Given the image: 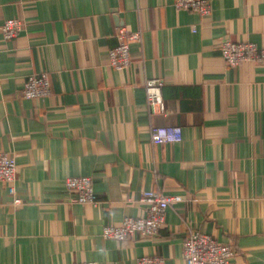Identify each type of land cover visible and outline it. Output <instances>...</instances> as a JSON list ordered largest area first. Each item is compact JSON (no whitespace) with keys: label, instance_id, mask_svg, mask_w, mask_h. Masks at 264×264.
<instances>
[{"label":"crops","instance_id":"obj_1","mask_svg":"<svg viewBox=\"0 0 264 264\" xmlns=\"http://www.w3.org/2000/svg\"><path fill=\"white\" fill-rule=\"evenodd\" d=\"M208 16L173 0H0V152L18 175L14 207L0 182V264H184L186 235L236 250L229 264H264V65L229 68L223 40L264 47V0H206ZM23 30L6 40L5 20ZM137 32L131 66L114 70L115 32ZM47 74L49 95L25 99ZM163 82V115L144 84ZM156 127L180 140L155 146ZM92 178L98 206L65 202L67 178ZM146 192L180 200L154 239H104L140 218Z\"/></svg>","mask_w":264,"mask_h":264},{"label":"built area","instance_id":"obj_2","mask_svg":"<svg viewBox=\"0 0 264 264\" xmlns=\"http://www.w3.org/2000/svg\"><path fill=\"white\" fill-rule=\"evenodd\" d=\"M178 10L189 11L200 16H208L211 12L210 3L206 0H173ZM24 28L18 18L4 21L1 32L6 40L15 38ZM117 45L108 52V66L114 70H124L131 66L130 45L139 40L137 32L119 28L115 32ZM219 53L226 65L235 69L243 62L264 65V47H257L249 42L235 43L225 39L219 46ZM163 82L159 79L147 80L144 92L149 110L152 114L163 115L165 105L162 97ZM25 99L43 100L49 95V79L47 74L29 76L20 91ZM180 130L170 127H156L151 132V143L155 146L178 142ZM18 170L12 154L0 152V182L7 185L12 205L19 207L22 201L16 195ZM63 185L66 190L65 202L70 205L98 206L97 196L93 188L92 178L83 176L67 178ZM180 199L164 196L155 192H146L141 201L147 204L145 215L140 218L125 217L118 226L105 227L101 236L104 239L123 242L134 238L154 239L166 220L169 208ZM236 250L217 242L211 236L201 233L186 235L182 245L184 264H229L235 257ZM92 264V263H74ZM136 264H165L161 257L137 259Z\"/></svg>","mask_w":264,"mask_h":264}]
</instances>
